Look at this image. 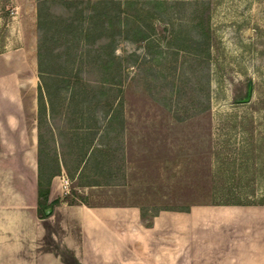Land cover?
Returning a JSON list of instances; mask_svg holds the SVG:
<instances>
[{"label":"rangeland","instance_id":"374dc122","mask_svg":"<svg viewBox=\"0 0 264 264\" xmlns=\"http://www.w3.org/2000/svg\"><path fill=\"white\" fill-rule=\"evenodd\" d=\"M38 6L0 0V264H97L73 218L40 216L56 199L137 205L147 225L176 211L184 235L193 205L264 206V0H49L43 27ZM45 46L71 76L50 113ZM167 241L190 264V238Z\"/></svg>","mask_w":264,"mask_h":264},{"label":"crops","instance_id":"0c3cea01","mask_svg":"<svg viewBox=\"0 0 264 264\" xmlns=\"http://www.w3.org/2000/svg\"><path fill=\"white\" fill-rule=\"evenodd\" d=\"M52 210L48 218L55 216L64 227L66 222L62 219L73 218L80 227L76 234L85 240L95 239L92 243L97 264H167V251H164L167 239L182 241L184 236L190 238V264H264V206L261 205H193L187 235L183 232L182 217L176 211L173 215V211L161 210L151 218L152 224L147 225L137 205L61 203ZM169 218L175 219V232L170 235ZM51 259L47 256L46 263L53 264Z\"/></svg>","mask_w":264,"mask_h":264},{"label":"trees","instance_id":"16d2710c","mask_svg":"<svg viewBox=\"0 0 264 264\" xmlns=\"http://www.w3.org/2000/svg\"><path fill=\"white\" fill-rule=\"evenodd\" d=\"M47 1H49V0H39V6H38V25H39V27H43L45 21L47 20V15H46V12L44 9L45 8L44 3ZM102 2H103V4L104 3L107 4L108 2L110 4V3H112V0H102ZM106 16H107V13H106ZM58 21H60V20H58ZM62 25H63L62 29H59L58 31L62 32V30L67 27V24H65L64 21H63ZM59 35L62 36L63 32L61 34L59 33ZM142 39H144V38H142ZM46 47L47 46H45L43 49H42V47H39L38 69H39L40 82L38 85V90H39L38 101L40 102L41 112H45L46 107H45V103H43V98H45V99L47 98L49 100L48 101L49 105H48L47 111L49 110V113H50L53 111L52 101L54 100V96H56L59 93L60 88L64 84H66L65 81H68V79L71 76H70V71H68L63 66L58 65L56 63L57 60L53 56H51V53L48 50L49 48L48 47L46 48ZM102 74H103V79H101L102 83L104 81H107L108 78L110 76H112L111 71H109L108 67L104 66V65H103V69H102ZM99 86H102V84ZM76 92L77 91L75 90L73 92V94H75ZM83 92H84V90H83ZM241 93L237 91L235 93V97L240 96ZM245 94H247V91ZM107 102L108 101H105V103H104L105 106H107ZM40 167H41V164H40ZM40 170H41L40 173H42V169H40ZM59 171H60V166L58 165L56 170L53 172V174H57ZM41 180H42V178H41ZM41 186L42 185L39 184L38 193L39 194H44V193L46 194L48 191V188L47 187L42 188ZM59 201H60V199H56L55 201L52 202V204L58 203ZM52 204L46 207V208H50L49 212L41 210V215H40L41 217H44L51 212L52 207H53Z\"/></svg>","mask_w":264,"mask_h":264},{"label":"water","instance_id":"95a60500","mask_svg":"<svg viewBox=\"0 0 264 264\" xmlns=\"http://www.w3.org/2000/svg\"><path fill=\"white\" fill-rule=\"evenodd\" d=\"M250 94H251V89L249 88L248 91H247V95L244 97V99H242L243 101H247L249 100V97H250ZM50 208H47L46 209V212H49Z\"/></svg>","mask_w":264,"mask_h":264}]
</instances>
